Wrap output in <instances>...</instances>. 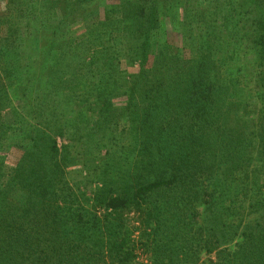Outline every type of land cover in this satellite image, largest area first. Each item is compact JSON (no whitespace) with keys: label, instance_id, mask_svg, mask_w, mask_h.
<instances>
[{"label":"trees","instance_id":"1","mask_svg":"<svg viewBox=\"0 0 264 264\" xmlns=\"http://www.w3.org/2000/svg\"><path fill=\"white\" fill-rule=\"evenodd\" d=\"M4 2L0 264H264V0Z\"/></svg>","mask_w":264,"mask_h":264},{"label":"rangeland","instance_id":"2","mask_svg":"<svg viewBox=\"0 0 264 264\" xmlns=\"http://www.w3.org/2000/svg\"><path fill=\"white\" fill-rule=\"evenodd\" d=\"M113 1L115 2L116 0H100V3L105 5V4H108V2L111 3ZM4 7H5L4 0H0V9H4ZM101 12H102V14H104V7L101 8ZM166 28H167V23H164V27L162 29H160V34L159 35H161L163 32H165ZM83 30H84V27H83L82 23H76V24L72 25V32L75 35H79L81 32H83ZM169 30L171 31L170 40H172L173 43L175 42V44H179L180 41L178 40V37L176 36V34H177L176 31L177 30L175 28H172L171 26H170ZM123 45L124 44L121 43L119 48H118V50H121L123 48ZM111 51H117V47L116 46L115 47L112 46L111 47ZM136 68H137V66L136 65H132V64L126 66V70L128 72H130V73H134L135 71H137ZM117 103L121 104L122 101L120 99H118ZM7 114L8 113H5V117L7 116ZM14 158H15L14 155H10V157L8 158L9 163H7V164L9 166H12ZM137 236H138V233H136L133 237L134 238H138ZM155 255L156 254H147V253H143L142 251H138L137 257L134 260L133 264H154L153 263V260H154L153 258L155 257Z\"/></svg>","mask_w":264,"mask_h":264}]
</instances>
